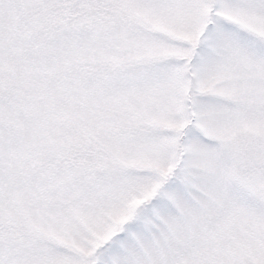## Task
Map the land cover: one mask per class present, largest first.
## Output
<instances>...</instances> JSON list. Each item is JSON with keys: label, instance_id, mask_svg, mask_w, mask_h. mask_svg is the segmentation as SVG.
Returning a JSON list of instances; mask_svg holds the SVG:
<instances>
[{"label": "rangeland", "instance_id": "374dc122", "mask_svg": "<svg viewBox=\"0 0 264 264\" xmlns=\"http://www.w3.org/2000/svg\"><path fill=\"white\" fill-rule=\"evenodd\" d=\"M77 2L0 0V264H264V0Z\"/></svg>", "mask_w": 264, "mask_h": 264}, {"label": "trees", "instance_id": "16d2710c", "mask_svg": "<svg viewBox=\"0 0 264 264\" xmlns=\"http://www.w3.org/2000/svg\"><path fill=\"white\" fill-rule=\"evenodd\" d=\"M73 1H76V3H78L77 2L78 0H73ZM95 10L94 9L86 10L83 8L76 9L73 7V9L69 10L67 13L66 12L60 13V16L63 14L62 18H65V20L62 21V23L72 24V23H76L77 21L83 20V18L90 17L95 13ZM108 14H109L108 17H110V12H108ZM57 24L58 22L57 23L53 22L52 29H56V27L58 26ZM93 165H95V163Z\"/></svg>", "mask_w": 264, "mask_h": 264}, {"label": "water", "instance_id": "95a60500", "mask_svg": "<svg viewBox=\"0 0 264 264\" xmlns=\"http://www.w3.org/2000/svg\"><path fill=\"white\" fill-rule=\"evenodd\" d=\"M181 153H179V155H180Z\"/></svg>", "mask_w": 264, "mask_h": 264}]
</instances>
